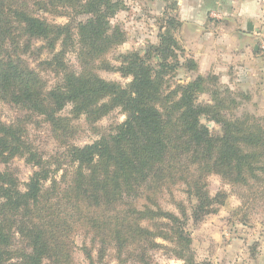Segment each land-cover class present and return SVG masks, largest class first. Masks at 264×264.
I'll list each match as a JSON object with an SVG mask.
<instances>
[{
    "label": "trees",
    "instance_id": "obj_1",
    "mask_svg": "<svg viewBox=\"0 0 264 264\" xmlns=\"http://www.w3.org/2000/svg\"><path fill=\"white\" fill-rule=\"evenodd\" d=\"M119 6V0H0V102L23 113L11 123L0 118V166L21 158L34 168L24 184L0 170V264H77L72 238L80 231L98 242L99 262L110 248L117 264H126L125 254L150 264L148 250L162 239L173 245L175 258L196 264L185 257L191 243L185 212L180 208L178 218L163 211L158 193L184 186L194 222L225 198L209 196L211 174L236 187L255 183L264 201V122L227 117V100L209 77L171 89L166 78L178 68L195 70V63H180L168 30L142 56L123 55L116 67L106 62L123 40V32L108 24ZM43 15L67 22L50 23ZM80 15L88 18L75 22ZM168 23L179 25L171 18ZM69 53L77 70L66 60ZM97 69L130 81H106ZM44 72L59 81L48 88ZM204 93L209 101L198 103ZM68 105L75 119L89 124L116 109L125 119L91 144L68 145L65 163L45 160L27 142L25 125L41 117L63 134L69 123L58 114ZM201 118L219 124L222 134L212 136Z\"/></svg>",
    "mask_w": 264,
    "mask_h": 264
},
{
    "label": "rangeland",
    "instance_id": "obj_2",
    "mask_svg": "<svg viewBox=\"0 0 264 264\" xmlns=\"http://www.w3.org/2000/svg\"><path fill=\"white\" fill-rule=\"evenodd\" d=\"M232 4L221 0H119V9L108 19L111 27L123 32V40L104 57L112 66H118L120 57L128 53L142 56L148 47L157 46L159 35L166 30L175 38L177 55L181 64L185 59L195 63V70L178 68L167 83L173 89L197 76L209 77L215 84L218 96L226 99L224 113L229 118L253 117L264 122V0H256L261 18L255 21L251 30L238 18L236 9L226 11ZM235 13V17L234 14ZM50 23L65 24L63 17L43 15ZM86 15L75 17V22L84 21ZM168 18L177 27H170ZM259 18V17H258ZM241 20V21H240ZM67 62L78 69L74 53H69ZM97 75L106 81L124 85L130 81L117 72L97 69ZM48 88L58 81L53 73H41ZM209 95L204 93L197 102H208ZM23 116L16 107L0 102V118L4 123L14 122ZM58 116L67 118L69 130L61 134L41 117L33 118L25 125L27 142L45 160L65 163L62 154L68 145L82 147L98 140L110 128L121 123L125 115L120 109L112 111L99 121L89 124L84 117L76 118L71 114V106H66ZM212 136H220L219 124L201 118ZM0 170L9 171L21 184L27 182L34 168L21 158H14ZM61 175L59 173L57 178ZM210 197L225 194L223 203L214 205L215 211L198 222L192 219L193 200L185 194V187L177 185L156 195L161 209L181 218L186 214L184 232L190 238L185 257H191L196 264H264V201L255 183L248 187H236L223 181L218 175L211 174L206 179ZM22 188V186H21ZM178 206V207H177ZM73 258L77 264H90L85 250L91 253L94 264H117L115 253L106 248L103 259L97 261L98 242L90 241L85 232H77L73 238ZM159 248L148 250L150 264H185L174 257L172 244L156 239ZM126 264H138L122 257ZM47 263V262H45ZM11 264H19L12 262Z\"/></svg>",
    "mask_w": 264,
    "mask_h": 264
},
{
    "label": "crops",
    "instance_id": "obj_3",
    "mask_svg": "<svg viewBox=\"0 0 264 264\" xmlns=\"http://www.w3.org/2000/svg\"><path fill=\"white\" fill-rule=\"evenodd\" d=\"M221 1L232 4L229 0H221ZM232 1L234 6L233 7L231 5L228 6L225 12L232 10V8H235L236 9L235 13L238 14L237 17L242 20V23L246 24L245 27L246 30H251L253 28V25L255 27L256 25L255 21H259L261 18L260 8L256 3L257 1L256 0H232ZM235 13L233 14L234 17H235Z\"/></svg>",
    "mask_w": 264,
    "mask_h": 264
}]
</instances>
